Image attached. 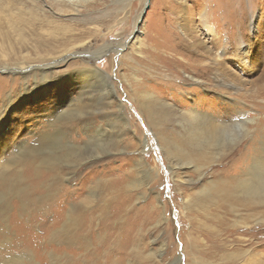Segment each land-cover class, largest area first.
<instances>
[{"label":"rangeland","instance_id":"374dc122","mask_svg":"<svg viewBox=\"0 0 264 264\" xmlns=\"http://www.w3.org/2000/svg\"><path fill=\"white\" fill-rule=\"evenodd\" d=\"M245 1L239 12L254 17L255 34L262 39L253 48L260 62L245 76L251 83L264 66V0ZM202 2L184 4H194L190 9L197 12ZM184 4L180 0H89L57 17L58 23L71 26L61 35V39L71 38L69 60L44 74L38 67L43 63L36 55L40 50H33L28 36L30 49L18 52L19 65L35 67L25 73L0 70V117L10 113L12 128L5 137L10 148L0 156V162H9L0 177V264H115L118 260L120 264H264V219L251 218L245 209L249 207L240 205L243 198L229 202L231 197L222 199L218 194L224 182L232 192L238 181L233 175L242 174L255 157L264 158V86L247 99H237L239 104L229 113L225 109L234 106L213 93L220 91L214 80L213 86L206 87L210 92L193 83V64L177 67L176 72L161 59L154 60L155 55L168 56L172 51L168 45L177 48L175 38L182 37L177 13ZM49 35L44 33V39ZM247 37H252L251 31ZM8 61L1 64L15 66V61ZM72 76L84 81L75 85ZM143 91L180 108L198 99L200 107L216 110L223 119L236 118L239 108L256 120L248 121L247 132H237L238 139L224 150L187 149L197 158L178 164L171 157V164L165 148L182 140L177 120L172 113L160 112V120L153 121L139 104ZM9 98L20 107L11 108ZM47 134L61 136L55 150L40 147L38 138ZM241 152L245 161L238 160ZM31 153L40 158L26 160ZM40 154L49 158L43 162ZM54 167L76 191L73 203H78L77 193L83 197L96 191L91 204L85 202L92 211L88 214L92 227L77 231L72 244L65 243L61 233L63 218L51 226L53 198L60 193L59 187L54 188V181L60 179ZM15 177H20V183L11 182ZM115 181L120 183L119 191L107 195L104 189ZM212 182L219 191L215 198H207L203 187ZM114 200L125 211L119 212L122 207ZM104 209L117 214L105 218ZM254 210L251 203L249 211ZM127 238L130 244L122 249L120 244Z\"/></svg>","mask_w":264,"mask_h":264},{"label":"bare ground","instance_id":"6f19581e","mask_svg":"<svg viewBox=\"0 0 264 264\" xmlns=\"http://www.w3.org/2000/svg\"><path fill=\"white\" fill-rule=\"evenodd\" d=\"M88 1L89 0H0V68H2L0 70H8L12 73L17 70L19 72L25 73L35 67L28 65L20 68L19 65L21 64V61L18 59V52L20 51L22 53L24 50L30 49L27 45L29 42L28 36L32 37L31 39L34 43L33 50H40L36 53V55L40 56V61L43 62L42 64L40 63L38 67L44 74L47 73L48 70H54L59 64L69 60L67 52L70 50V46H72L70 43L71 38L68 37L69 39H61V35H63L65 32L71 31V26L70 24L68 25L58 23L57 17L66 13L70 9L77 10L75 7H78ZM180 1L182 4H184L189 3V1H193L194 3V1L197 0ZM9 3H12L13 7H11ZM193 5L194 4H184L183 6L185 7L180 10V13H177V16L180 18L178 27L180 28L182 35L181 38L179 36V38H175L177 39L175 42V45H178L177 48H175L176 46L173 48V46L168 45L172 50L168 52V56L159 57V55H155V58H153L156 61L157 59H161V61L166 62L169 70L174 71L177 69V67L185 66L186 64H193L195 68L193 69L192 73L190 72V77L191 80H193V83H197L196 85H198L200 89H203L202 91L207 90L210 92L208 89H206V87L207 85H212L214 80L217 83V85H214L219 87L220 91H211H213V93L217 94L219 97H222L232 103L231 105L234 107H227L225 109L230 113V110H234L235 106L239 104L237 99L244 100V98L247 96L249 97L250 94H256V92H259L261 85L264 86V83L261 82L264 81L263 65L259 69L260 75L258 78H255V81L249 83L245 77L246 75H249L250 71L253 70L254 66L252 65H255L257 62V64H259L260 62L259 56H256V54L253 53V48L258 44V42H261V36L255 34L256 29L254 26V17L252 16L249 18V16L247 17L246 12H239V8L246 6L245 0H203L200 6H198L197 12L190 9V7ZM23 8H25L26 15H23ZM173 9L175 11V8H172V10ZM233 15H235L234 18H231ZM197 21L199 23L198 25ZM246 21L247 23L249 22V28L247 27ZM52 29H54V33L50 32ZM250 31L252 37L248 38V36L247 40L246 36ZM46 32L50 33L49 39L47 40H45L43 36V34ZM203 34V37L206 39V41L205 39L203 40L201 38V35ZM170 42L173 43V41ZM179 47L182 48L180 49ZM42 52L43 54H41ZM57 55L59 56L57 57ZM6 61H15V63H13L15 66H9V64L6 66L1 64L2 62ZM23 62H25V59ZM233 62L235 66L229 65V63L233 64ZM25 63L27 64L28 62ZM198 74H200V77ZM45 77L44 81L46 82L47 80ZM194 80L197 81L195 82ZM71 81L76 85L81 84L84 79L81 76H72ZM221 86L226 90V92L221 91ZM42 90H46V87L40 89L39 91L36 90L37 92L35 91L34 96L40 94ZM113 91L114 87L110 85L108 92L112 93ZM141 93L142 95L141 99L139 100V104L141 108L150 114V117L153 121L160 120V112L166 114L172 113L173 117L176 118L179 127L178 133L182 140L176 142L171 141L170 145L165 148V152L168 159L172 157L177 161L178 164L181 162L189 163L194 158H197L193 152L191 153L187 149H196L201 152L202 150H209L211 148H215L216 146L224 150L227 145H230L236 139H238L237 132H247L248 121L254 122L256 120L253 117H249L247 111H243L239 108V110L236 108L238 116H236V118L230 117L231 119L229 120L223 119L219 114L214 113L216 110L210 112V110L207 111L206 109L200 107L198 99H195L192 105L189 104L190 106H188V108H180L174 103L160 99L153 92L143 91ZM230 94H233L234 97L230 96ZM207 97L208 95L205 96V99ZM210 100L213 101L212 103H216V100ZM8 101L11 108L15 109L20 107L17 106V101L14 102L10 98ZM119 106L120 109L121 107L123 108L121 102ZM157 106H159V108ZM211 107L218 106L213 105ZM9 114L10 113L7 114L5 111L0 117V156H3L4 153L10 148L9 141L5 140L7 132L9 133L12 131L11 123L8 119ZM221 134H223L224 137L226 136V138H218ZM38 139H40V147L44 148V150L49 148L50 151V149L55 150L56 147L58 148V144H60L61 141V136H57V134H47L41 135ZM68 143L70 148L75 147L73 143ZM243 155L241 152L240 159L238 157L239 161L244 159ZM41 157L42 161L46 158H49L43 156ZM39 158V156L36 157L34 153H31V155L27 156L26 160L30 159L31 161H34L35 159ZM253 160V162L249 165L246 164L242 174L233 175L238 181L232 192L227 186V183L224 182L218 194H220L222 199L231 197L229 202L232 198H243L240 205L249 208L251 203H255L254 212H250L249 208L245 209H247V213L251 216V218L262 222L261 220L264 219V158L255 157ZM170 162L173 164L171 159ZM7 166H9V162L7 164L0 162V177L4 173L6 174L4 170ZM200 168L201 166L199 165L196 167L197 170H200ZM54 169L56 171L55 176L60 177V179H56L54 181L55 186H53L54 188L59 187L60 193L57 196L55 195L53 198L54 201L52 210L55 213V219L51 226H57L64 220L65 228H61L62 232H59L65 236V243L72 244L73 241L76 240L77 231H84L89 229V227L90 229L92 227L91 217L90 215L88 216V214L92 211L88 210V207L85 206V202L89 203L93 201L92 196L96 191H90L87 196L83 197L79 195L80 193H77V198H75L77 199L78 203H73L71 197L76 195V191L71 188L68 183H66V180L64 177H62L63 175L60 170H57L56 167H54ZM6 179L7 178H4V180ZM19 179L20 177H15L11 180V182L17 183L19 182ZM120 187V183L115 181L112 184L108 183L107 188H105L104 191L107 192V195H113L119 191ZM84 188H86L85 184L82 189L84 190ZM203 188L206 189L205 195L207 198H215V194L219 191V186L217 187L215 182H212L210 185H205ZM83 194L85 193L83 192ZM239 194H241V196L237 197ZM113 202H115L117 207H122L119 212L125 211L124 205L122 203H119L115 200ZM257 205L259 208H257ZM104 212H108V215H106L105 218H112L117 214L114 212L109 213V210L107 209H104ZM259 215L260 218L257 219ZM109 226L110 224L106 225V227ZM72 235L73 237H71ZM130 242H132V240H130ZM129 244V240L127 238L120 244V247H122V249H126ZM115 264H120L119 260L116 261ZM252 264L263 263L255 262Z\"/></svg>","mask_w":264,"mask_h":264}]
</instances>
